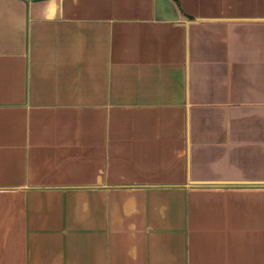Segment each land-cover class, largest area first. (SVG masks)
<instances>
[{"label": "crops", "instance_id": "1", "mask_svg": "<svg viewBox=\"0 0 264 264\" xmlns=\"http://www.w3.org/2000/svg\"><path fill=\"white\" fill-rule=\"evenodd\" d=\"M0 0V264H264V0Z\"/></svg>", "mask_w": 264, "mask_h": 264}, {"label": "water", "instance_id": "2", "mask_svg": "<svg viewBox=\"0 0 264 264\" xmlns=\"http://www.w3.org/2000/svg\"><path fill=\"white\" fill-rule=\"evenodd\" d=\"M156 17L158 19L176 20L179 15L175 13L172 4L168 0H156Z\"/></svg>", "mask_w": 264, "mask_h": 264}]
</instances>
